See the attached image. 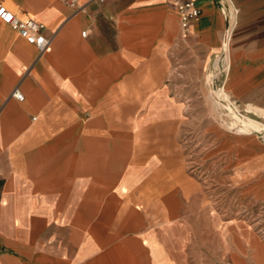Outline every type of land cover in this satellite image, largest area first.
Returning <instances> with one entry per match:
<instances>
[{"label": "crops", "instance_id": "1", "mask_svg": "<svg viewBox=\"0 0 264 264\" xmlns=\"http://www.w3.org/2000/svg\"><path fill=\"white\" fill-rule=\"evenodd\" d=\"M0 2L50 39L40 53L0 19V264H264L252 223L212 198L256 210L264 149L247 141L255 184L238 194L191 170L182 139L208 119L225 37L221 93L264 115V0H223L227 32L197 0L185 38L170 0ZM200 131L205 164L232 162L237 183L241 138Z\"/></svg>", "mask_w": 264, "mask_h": 264}, {"label": "rangeland", "instance_id": "2", "mask_svg": "<svg viewBox=\"0 0 264 264\" xmlns=\"http://www.w3.org/2000/svg\"><path fill=\"white\" fill-rule=\"evenodd\" d=\"M218 81L220 78H217ZM206 81V80H205ZM207 93H208V103L210 108V114L208 116V119L206 116H194V126L192 131L185 132L183 134V141H185L187 146V154L189 155V166L191 170H194L196 174L199 176L201 175L203 178H205L207 181V184L210 185L212 188H226V189H235L237 193L239 194V190H246L252 187L255 182L253 179V176L250 172V157H249V140H251L259 150L264 149V137L262 135L258 134H241L236 131L237 126L234 124V117L232 114L228 113L226 110L222 108V106H218L212 95L211 92V85L209 82H206L205 85ZM230 102H233L232 100ZM240 109H243L245 107L239 106ZM209 125L211 129H214L215 132L217 129L223 131L226 133V141H233L234 138L237 139V137L241 138V153L239 151L237 154L242 155V173H241V179H236L237 183H234L232 180H227V177H229L228 174L232 173L233 169V163L231 164H224L223 161L211 163V164H205V160L203 157V154L201 151H203V147L200 144V136H201V127L204 125ZM264 151V150H262ZM227 155H231L227 153ZM260 157V155H259ZM260 164V162H259ZM226 166V168H224ZM264 175V173H260V175ZM223 193V192H222ZM233 190L231 194L221 195L220 197L217 195H213V203L215 205L214 210L217 214L221 216H225V218H230V216H234L238 219H241L243 221H246L247 223H252L253 230L256 232V234L259 236L261 240H264V200L257 202V208L255 210V206H252V209L250 211V208H244L242 207V210L238 213H232L230 211H227L224 213L223 207L221 204H228L232 203L234 201L233 199ZM220 199V200H219ZM245 203L243 202V205ZM235 214V215H234ZM227 264V263H225Z\"/></svg>", "mask_w": 264, "mask_h": 264}, {"label": "built area", "instance_id": "3", "mask_svg": "<svg viewBox=\"0 0 264 264\" xmlns=\"http://www.w3.org/2000/svg\"><path fill=\"white\" fill-rule=\"evenodd\" d=\"M174 5L178 16V24L180 29V38H185L188 34V29L194 23H197L201 16V9L197 4V0H170ZM218 7L225 12L227 21L226 32L229 28V17L233 11L230 12L228 7L224 5L223 0H215ZM0 19L8 24L12 29L16 30L20 37L25 39L29 44L34 45L40 53H42L48 46L50 39L45 37L43 30L44 23L35 18L20 19L14 13L6 9L0 2ZM225 21V22H226ZM227 36V35H226ZM11 96L18 101L24 100V95L14 88Z\"/></svg>", "mask_w": 264, "mask_h": 264}, {"label": "bare ground", "instance_id": "4", "mask_svg": "<svg viewBox=\"0 0 264 264\" xmlns=\"http://www.w3.org/2000/svg\"><path fill=\"white\" fill-rule=\"evenodd\" d=\"M227 47V37H225L223 42V47L220 53L218 65L209 72L208 82L211 85V95L214 98L215 103L218 106L224 107L226 110L230 111L236 117V122L238 127V132L243 134H257L262 133L264 137V121L259 117H264V115L245 107V114L239 112L238 107L232 105L230 100H227L225 96L221 93V84L218 85V75L223 71V63L225 58V51ZM219 71V72H218ZM218 72V73H217ZM217 73V75H215Z\"/></svg>", "mask_w": 264, "mask_h": 264}, {"label": "water", "instance_id": "5", "mask_svg": "<svg viewBox=\"0 0 264 264\" xmlns=\"http://www.w3.org/2000/svg\"><path fill=\"white\" fill-rule=\"evenodd\" d=\"M225 24H226V26H227V21L225 22ZM221 84V81H218V85H220ZM231 104L232 105H235V106H237L238 107V110H239V112H241V113H244L245 114V110H244V108L243 109H240V105L237 103V102H235V101H233V102H231ZM224 110H226L224 107H222ZM228 113H230V114H232L230 111H228V110H226ZM233 115V117H234V124H236V126H237V129H236V131L238 132V125H237V122H236V117H235V115L234 114H232ZM262 121H264V117H259ZM238 133H240V132H238ZM241 134H243V133H241ZM258 135H262V133H257Z\"/></svg>", "mask_w": 264, "mask_h": 264}]
</instances>
